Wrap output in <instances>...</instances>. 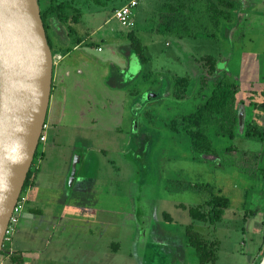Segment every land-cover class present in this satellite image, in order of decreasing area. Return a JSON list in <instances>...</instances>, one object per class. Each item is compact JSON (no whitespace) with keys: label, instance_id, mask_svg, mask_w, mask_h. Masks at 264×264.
Instances as JSON below:
<instances>
[{"label":"rangeland","instance_id":"obj_1","mask_svg":"<svg viewBox=\"0 0 264 264\" xmlns=\"http://www.w3.org/2000/svg\"><path fill=\"white\" fill-rule=\"evenodd\" d=\"M161 2L138 0L134 11L131 31L147 57L142 63L135 56L143 73L134 75L132 70L136 67L132 62L126 71L133 74L131 78L114 72L108 83L119 82L118 88L103 86L101 82L88 84L85 77L78 75L75 78L86 82L85 85H69L73 82L70 79L67 99H50L42 130L44 140L37 145L38 149L42 147V153L38 162L36 157L32 160L29 169L35 181L43 180L49 186L43 190L48 200L43 199L40 208L42 218L54 222L55 227L40 231L46 240L41 243L34 237V226L25 230L19 226L20 218L29 217L27 209L33 206L32 193L27 188L13 232L8 234V241L2 242L9 251L12 248L23 254L30 264H201L194 249L186 244L187 225L204 238L216 241L215 260L206 264H257L263 252L264 228L247 233L241 230L239 222L228 224L222 220L230 209L242 212L247 206L231 180L242 157L247 158L245 167L253 166L250 152H259L256 148L260 142L241 137L237 128L233 138L214 136L210 131L214 154L195 158L183 132H172L168 123L192 111L201 99V92L197 91L199 77L205 71L192 59L194 56H213L218 69L228 73L241 88L248 86L246 79L252 88L262 86L264 38L252 33L250 39L243 38V43H238L235 38L223 39V30L218 27L214 34L219 41L212 44L154 33L152 28ZM120 4L119 0H109L103 6L86 0L73 2L81 15L72 28L86 40L82 45L86 53L81 54L80 63L83 60L95 64L88 59L92 57L98 61L106 57L119 63L110 50L122 56L130 51V30L112 16V8ZM96 45L100 51H96ZM78 50L61 52L68 55L60 64ZM105 71L107 75L108 70ZM171 75L190 78L186 97L177 100L169 95L166 84ZM254 120L261 126L264 115L255 116ZM241 142L242 146L252 148L245 149L246 156L225 150L228 146L239 148ZM78 155L80 159L69 184L70 164ZM256 160L255 164L261 166V156ZM246 180L251 182L247 176ZM214 193L228 199L222 220L208 224L192 219L187 208L202 204ZM6 258L0 254V264H9Z\"/></svg>","mask_w":264,"mask_h":264},{"label":"trees","instance_id":"obj_2","mask_svg":"<svg viewBox=\"0 0 264 264\" xmlns=\"http://www.w3.org/2000/svg\"><path fill=\"white\" fill-rule=\"evenodd\" d=\"M75 1L36 0L51 55L58 52H67L82 39L72 28L74 24L78 23L81 15V11L73 5ZM86 1L95 6H103L109 0ZM119 1L122 4L125 2V0ZM186 2H188L189 10L183 13L182 9L187 6ZM221 5L226 8L233 6L230 0H203V2L202 0H173L172 4L165 2L160 5L156 14L154 32L175 37L214 39V30H216L220 19L228 18V13L220 7ZM114 8L116 7H113L112 11ZM127 37L129 39L128 48L130 52L137 56L140 62H145L147 57L143 53L140 40L133 36L131 30L127 33ZM51 40L54 42V47ZM197 61L201 64L202 70L205 71L199 77V90L197 93H204H200L201 99L192 111L178 115L168 123L172 132H183L188 140L189 149L195 158H199L201 155L214 154L215 151L210 143V131L214 136L234 137L237 127L238 103L244 101L254 111V117L260 114L264 115V84L259 90H249L243 100H240L237 98L239 84L234 78L225 71H222L219 77L215 76L217 69L213 56L209 54L201 55L197 58ZM116 84L120 85L119 82ZM118 85H115V87ZM166 86L170 89L169 95L179 100L187 96L190 78L188 76L171 75V81ZM243 136L262 143L264 142V129L253 118H250L244 121ZM225 150H236L239 151L240 155L246 156L245 150L240 151L233 146H228ZM259 152H250V155L253 156V166L245 167L244 163L247 158L242 157L239 160V168L244 169L249 174L259 176L262 183H264V165L258 166L255 164L257 163L256 158L261 156ZM35 156L36 152H34L32 160ZM32 160L30 166L32 165ZM32 174L33 172L28 169L20 192L23 193L27 190L33 177ZM188 185L196 188L200 187V185L196 184ZM227 205L228 199L224 195L214 193L206 198L202 204L188 207L187 213L192 219L214 224L219 220L223 209ZM181 207L184 206L181 205ZM27 210L31 212V208ZM184 237L186 244L194 249L199 263L214 262L215 240L204 238L188 225L185 226ZM8 250V247L6 248L3 245L1 246L0 254L6 255L8 261L12 264H21L23 262L21 253L16 251L8 252Z\"/></svg>","mask_w":264,"mask_h":264},{"label":"water","instance_id":"obj_3","mask_svg":"<svg viewBox=\"0 0 264 264\" xmlns=\"http://www.w3.org/2000/svg\"><path fill=\"white\" fill-rule=\"evenodd\" d=\"M51 57L36 0H0V249L45 120Z\"/></svg>","mask_w":264,"mask_h":264},{"label":"crops","instance_id":"obj_4","mask_svg":"<svg viewBox=\"0 0 264 264\" xmlns=\"http://www.w3.org/2000/svg\"><path fill=\"white\" fill-rule=\"evenodd\" d=\"M230 1L233 4L231 8H226L224 5L220 6L228 13V18L220 19V21L218 22V26H217L218 28H221L223 30L222 38L223 39L224 38L225 39L235 38L236 42L238 43H243V40H242L243 38L250 39L252 33H255V36L257 37L260 36L264 38V0H230ZM136 2H137L136 3V6H137L138 0H136ZM165 2L172 4L173 0H162L160 5L164 4ZM185 4L187 6L182 9L183 13H186L189 10L188 2H186ZM135 8H134V11H135ZM134 11H133V17L135 14ZM154 27L152 28L153 30H154ZM132 29L133 27L129 30H132ZM183 38H189V37H177V39H183ZM215 38L216 37H214V39L197 37V38H192V39H201L206 44L207 43L212 44L214 42L218 43L219 41L218 38L216 39ZM85 42L86 40L83 38L78 44L74 45L71 48L72 50L71 52L76 51L78 49L79 50L77 54H75L73 57L68 56L66 63L64 62V64H60V63L63 60V57L66 56L67 53L61 54L60 52H58L62 55V57L59 60V62L57 61L52 66L49 102H50V99L56 102L58 98H60L62 101L66 100L67 99L66 93L68 92L67 94H69L70 92L69 85L75 86L73 83H75L78 86L85 85L86 82H82L81 79L75 78V76H78V75H81V77H85L88 80L87 82L88 84L91 83L94 85L96 84L98 85L99 82H101L103 86L107 85L108 87H111V88H118V87H115V83H111V82L108 83V79H110L111 75L114 74V72H116V74L122 75L124 78L125 77L124 75L126 74V71L129 69V65L132 62V64L136 67V70H132V72H134V75L140 74V72L143 73L142 65L137 63L135 55L130 51L127 53L126 56H122L120 53L118 54L117 52H115L117 53L115 55L114 50L112 49L110 50L111 54L115 56L116 60L119 63H114L111 59H108L106 57L103 58V60H99V61L93 57L88 58L91 62L95 64H86V62H82L83 60L80 63V59H82L81 54L84 55L86 53L85 51L82 50V45ZM97 48H99V45H96V51L101 50V49L97 50ZM198 57L194 56L192 57V59L197 61ZM105 62L109 64H105ZM99 67H101V71L98 70ZM84 69L87 70V73H85ZM216 69H217V73L223 71L221 69H218L217 65H216ZM105 70H108L107 75H106ZM126 76L128 78H131L133 74L127 73ZM70 79H73V82L71 84H69ZM190 85H191V81H190ZM246 85H248L246 88L239 87L238 89L237 98L240 100H243V98L245 97V93L247 94L249 90H259L261 88L260 87L261 85H258L256 88L255 87L252 88L251 87L252 84L248 79H246ZM237 115H239V118H240L238 119V125L236 127L237 132L239 131L238 135L246 139V137L243 136L244 123H242V121L244 122L245 120L250 119V118L254 119V116H253L254 111H252L246 105V103L242 101L241 103L237 104ZM260 125L264 129V122L262 124L260 123ZM250 140H254V139H250ZM258 145L259 146L256 149L260 151L259 154H261V162H262L261 163L259 161V163L264 165V142L258 143ZM238 149L252 150V148H246L244 145L242 146V142L240 143ZM79 159H80V155L76 156L75 164L76 162L79 161ZM235 167L237 171L234 177L232 178L231 183L233 187L240 190L239 195L240 197L245 199V201L247 202V206L245 207V210L242 212H239V210L235 208L239 212L238 215L235 213L236 212L235 209H230L228 213H225L226 217L222 220L221 218H222V215L224 214V210H223L219 220H217L216 222L220 220L228 224H230L231 221L239 222L241 224L240 226L243 232L244 231H246L247 233L260 232V230L264 228V194L261 193V192H264V186L263 187L260 186V183H262L261 178L257 175H251L245 172L244 169H239L237 166ZM246 176L251 179V182L246 180ZM28 188H29V191L31 190V193H32L31 196H32L33 206L31 208V212L28 211V213L30 214L29 217L25 216L24 218H20V221H18L19 222L18 224L24 230L27 228H30L31 226H34V228L38 232V233L36 232V235L34 237L36 239H39L41 243L43 242L46 243L45 237L40 235L41 234L40 231H45V230L48 231L55 227L54 222H50V221H47V219L45 220L44 218H42L43 211L40 208V204L42 203V200L43 199L48 200L47 197L49 196H47V193L43 190L45 188H49V186L46 185L43 180L35 181V175H33L31 183L28 185ZM248 197H251V199ZM42 221H45V222L42 223ZM19 244H20V241H19ZM259 245L257 246L256 251L259 248ZM114 247L117 248L118 244L115 245ZM11 251H15V249L11 248ZM21 255L23 256V262L21 264H30L29 262H27L26 259H24V255L23 254ZM6 259L8 260V258ZM9 264H12V263L9 262Z\"/></svg>","mask_w":264,"mask_h":264},{"label":"built area","instance_id":"obj_5","mask_svg":"<svg viewBox=\"0 0 264 264\" xmlns=\"http://www.w3.org/2000/svg\"><path fill=\"white\" fill-rule=\"evenodd\" d=\"M136 3H137L136 0H128L127 2L121 4L120 6L113 9L112 16L116 19V21L119 23L120 26L128 28V29H130L133 26V11H134V8L136 6ZM97 50H99V48H97ZM61 57H62V55L60 53L53 54L51 57L52 58V65L54 63H56L57 61H59L61 59ZM45 126H46V124L43 123L41 133H40L39 138H38L37 145H38V143H40L44 140V133L42 130L45 128ZM35 152H36L35 157L37 158L36 162H38V158L40 157L41 152H42V147L38 149L36 146ZM35 167H36V164H34L33 168H35ZM25 192H26V190L23 193L22 192L19 193L17 200L13 206V209H12L11 214H10L9 219H8L7 228H6V231L4 234L5 240H8V234L13 232L15 223L18 221V217L20 215V212L22 210L23 204H24L25 199H26ZM262 246H263V250H264V240H263ZM8 252H10V251L8 250Z\"/></svg>","mask_w":264,"mask_h":264}]
</instances>
